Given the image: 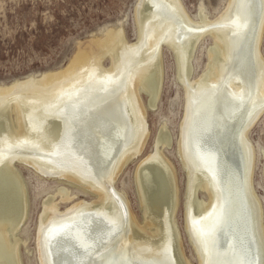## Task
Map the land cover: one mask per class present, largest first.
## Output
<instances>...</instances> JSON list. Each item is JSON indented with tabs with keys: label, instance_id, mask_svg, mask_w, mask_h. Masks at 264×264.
<instances>
[{
	"label": "bare ground",
	"instance_id": "1",
	"mask_svg": "<svg viewBox=\"0 0 264 264\" xmlns=\"http://www.w3.org/2000/svg\"><path fill=\"white\" fill-rule=\"evenodd\" d=\"M235 1L237 0H231L227 11L218 19L221 22L212 23L213 29L211 27L212 30L208 32L214 36L215 44L210 50L209 72L193 82L188 80L187 74V69H190V52L183 48L179 40L184 37L181 28L174 27L170 34L167 32L156 35L146 32L142 27L138 43L127 45L122 31L118 33L109 31L105 41L93 40L92 44L98 47L99 52L111 49L115 45L126 47L128 52L133 51L141 55L150 52L147 56H151V63L157 65L156 82L153 86L147 80H140L136 71L122 74L120 61L118 64L114 62L110 69L100 70L99 74L104 72L103 76L93 77L91 73L97 69L95 62L99 61V57L92 49L89 52L82 51L64 72L45 74L40 79L28 78L9 87H0V109L11 111L15 106L18 118L17 126L12 124V120L11 125L7 123L8 128L13 129L11 130L13 134L11 132V135L4 139L5 143L8 142L6 151L9 154L0 157H6L0 161V171L2 170L0 174L3 175L4 171L7 177L0 188L2 189L0 203L4 199L8 201V204L1 205L4 208L0 209V264H20L17 257L18 241L13 243L11 235L18 232L27 218L26 189L13 163L29 164L43 176L82 184L93 190L98 198L96 202L84 200L74 202L72 201L74 197L67 190H60L62 201L72 202L70 208L61 212L53 198L44 203L38 234L42 263L55 264V260L56 264H63L58 262V258L61 257L62 262L66 261L65 264H84L87 258V264H128L121 258L109 259V253H114L112 245H116L119 257L124 247L122 258L126 261L130 258L135 259L136 254L167 259L161 252L172 242L171 236L167 238V231H170L172 226L170 219L164 215L165 212L157 215V219L156 214L158 209L164 211L170 208L171 215H174L179 204L176 171L160 150V145L171 144L170 133L167 130L159 132L154 151L141 160L136 170L140 204L145 213V221L140 224L131 211L125 192L118 190L115 182L129 161L142 154L144 149L149 132L147 133L148 129L145 131L147 117L143 107L134 106L131 114L133 118L135 116V120H132L133 128L136 130L135 145L130 149L128 147L120 150L127 147L128 139L119 144L115 156L109 162L90 170L80 168L78 164H81V160L85 162L84 158L90 154L92 115L87 113L83 106L70 108L77 99L86 96L91 98L93 91L89 90L88 95L83 96L81 95L83 89H91L98 84L107 88L110 93L116 92L119 87L120 91L125 92L129 88L130 97L134 98L137 96L138 84H142L150 90V103L154 104L161 92L159 78L162 75V67L158 63V58L161 56L162 43L173 47L178 77L186 91V113L178 148L187 180L184 205L186 229L197 252L199 263L221 264L217 260L218 257L213 259L212 253L216 250L214 254L217 252L220 254L227 250V256L243 257L239 261L240 264H264V224L260 223L263 214L262 204L254 189L256 154L249 140L250 130L264 113V66L255 65L260 58L257 43L264 27V0H240L247 9L244 19L238 21L231 19V9ZM152 6L162 10L167 8L182 10L179 0H142L138 3L137 12L143 14L151 10ZM248 16L253 18L252 22L248 20ZM226 22L228 23L224 24ZM205 27V24L193 22L189 27L193 32L190 36L201 38ZM82 73L86 74L81 75ZM238 80L246 83L242 89ZM229 89L234 92L232 99L237 100L233 105L225 97ZM60 103V108L68 107L67 110L57 112V115L62 117L60 120L72 125L66 119L70 111L78 119L79 124L85 125L86 132L80 139L75 135H69L68 127L63 126L61 132L58 127L59 133L54 134L61 135V138L53 145V142L49 144L43 140L45 134L39 133L43 127L39 125L38 119L41 117L51 122V116L47 111L56 108L55 106ZM45 107H47L45 112L40 113ZM75 112H79L81 116L77 117ZM83 117L86 121L82 120ZM59 144L63 146L56 151ZM106 161L108 160L104 162ZM64 163H69L70 166ZM111 164H114L112 168ZM99 173H102L103 181L98 177ZM166 176L170 195L168 198V190L165 188L166 199L163 197L160 201L157 188L160 184L163 185L164 180L166 182ZM142 178L148 179L146 183L150 195L157 197L152 199L154 206L146 199L144 190L146 186ZM242 187L251 220L252 241L241 244L233 234L229 236V240L232 237L234 246L226 248L227 236L231 231L229 227L218 234L219 239L214 247L209 243L210 238L206 230L215 224L226 208L231 206L227 193L233 198V207L237 204L236 193H239ZM199 191L203 192L204 198H199ZM103 216L104 220L108 219L112 224L98 222V217ZM78 230L85 232L81 235L78 234ZM49 233H53V236ZM80 235L81 237L77 238ZM90 239L91 246H81L79 240L90 242ZM144 240L150 245L144 246L143 242L147 243ZM157 244L164 248L160 249ZM139 245L143 247V253ZM70 248L84 253L79 254L75 260ZM223 258L225 264H231L229 261L232 258L227 260L225 255ZM183 264H189L186 258Z\"/></svg>",
	"mask_w": 264,
	"mask_h": 264
},
{
	"label": "rangeland",
	"instance_id": "2",
	"mask_svg": "<svg viewBox=\"0 0 264 264\" xmlns=\"http://www.w3.org/2000/svg\"><path fill=\"white\" fill-rule=\"evenodd\" d=\"M141 1L0 0V87H9L16 82L26 81L28 78L40 79L45 74L64 72L82 51L89 52L92 49L99 57V61L96 60L95 62L97 69L95 70L92 67V70L94 69L91 73L93 77L103 76L104 72L99 74L100 70L110 69L114 62L118 64V61H120L122 74H130L136 71L140 80H147L153 86L155 85L154 82H156L155 68L157 65L151 63V56H147L150 55V52L141 55L133 51L128 52V48L119 45L99 52L98 47L92 44L93 40L96 42L105 41L109 31L115 33L122 31L127 45L138 43L142 27L145 28L146 32L149 31V33L156 35L166 34L167 32L170 34L174 27H180L184 37L179 40L183 48L190 52V69H187L188 80L193 82L208 73L210 50L215 44L214 36L208 31L213 29L212 23L217 22L222 14L227 11L231 0H179L182 10H169L168 8L162 10L159 7L152 6L151 10L140 14L137 12V7ZM246 9L243 2L240 0L235 1L231 9V19L235 21L244 19ZM247 18L252 22L253 18L251 16ZM193 22L206 25L201 38H192L190 36L193 32L189 27ZM257 50L260 58L255 62V65L260 67L262 64L264 66V27L257 43ZM174 54L173 47L167 43L161 44V56L158 58V63L162 67V75L159 78L161 92L154 104L150 103V90L142 84H138L135 98L130 97L129 88L125 92V90L120 91L121 87H119L120 89L112 92L114 93L112 94L107 88L98 84L91 89H83V94H81L83 96L88 95L89 90L93 91L91 98L82 97L73 101L70 106V108L83 106V109L92 115L90 154L84 158L85 162L81 160V164H78L80 168L89 170L97 169L100 165L109 162L115 156L116 150L120 146L119 144L126 142L128 139L127 147L120 150L128 147L130 149V147L132 148L135 145L136 130H134L132 123V120H135V116L133 118L131 114L134 106L143 107L147 117L145 131L148 129L147 133L149 132L144 149L141 152L142 154L129 161L122 172L118 174L119 176H117L115 182V187L125 192L131 211L140 224L145 221V213L140 204L136 170L141 160L154 151L159 132L167 130L171 135V144L160 145V150L176 171L179 204L174 215H171L170 208L164 211L158 209L156 214L157 219V215L165 212L164 215L170 219L172 226L171 230L167 231V238L171 236L172 242L169 246L167 245L168 248L165 247V250L161 252L167 259L136 254L137 257L135 259L130 258L126 261V259L122 258L124 247H122L123 252L121 257H119L116 245H112L114 253H109L110 260L121 258L128 264H139L140 262L147 264H183V260L186 258L189 264H200L195 247L187 233L184 215L187 180L179 154L178 141L181 136V127L185 118L187 102L185 86L178 77L177 62ZM85 74L82 73L81 75ZM238 84L240 89L246 85L242 80H238ZM233 95L234 92L231 89L225 93V97L232 105L237 101L232 99ZM65 100L67 102L68 98L66 97ZM61 103L51 111H47L51 116V122L41 117L38 119L39 125L43 127L42 130H39V133L44 132L45 134L43 135V140L48 141L49 144L53 142V145L61 138V135L54 134L59 133L58 127H60V132L63 126L68 127L67 133L80 139L86 132L85 125L79 124L78 119L70 111L66 115V119L72 125H67V123L60 120L62 117L58 116L57 112L68 109V107L60 108ZM47 107L43 108L40 113L45 112ZM75 114L77 117L81 116L79 112H75ZM11 120L12 124L18 125L16 107L13 106L11 111L9 109H0V157L9 154L6 151L8 142L5 143L4 139L11 135V130H13L7 126L8 122L11 125ZM82 120L86 121L84 117ZM51 124L53 126H50ZM48 126L53 130L47 128ZM249 140L254 146L256 154L254 189L262 204L263 214L260 223L264 224V113L257 119L250 130ZM57 146L56 151L61 149L63 144ZM118 152L120 153L121 151ZM5 158H0V161ZM105 160L108 161L104 162ZM13 165H15L14 169L19 172L24 183L28 207L25 222L15 235H11L13 243L18 241V262L20 264H44L42 263V254L38 248V234L41 216L44 212V203L48 199L53 198L61 212L70 208L72 202L62 201L60 190H67L74 197V200H72L74 202L80 200L96 202L98 198L93 193V190L82 184L69 182L67 179L43 176L41 172L29 164L13 163ZM64 165L70 166L69 163H64ZM113 165L111 164V168ZM113 169L115 170V167ZM67 172L73 173V171ZM0 173L2 174V170ZM1 174L0 188L7 179L4 171L3 175L5 176ZM98 177L103 181L102 173H99ZM165 178L166 182L164 180V183L166 185L163 183L157 188L160 201L163 197L166 199L165 188L168 190V198L170 195L167 176ZM147 180H143L146 186L144 188L146 190V199L153 205L154 200L152 199L157 197L150 195V190L146 183ZM1 193L2 189H0V198H2ZM163 193H165V196ZM198 196L201 199L205 197L202 191L198 192ZM160 201L159 203H161ZM6 203L8 204L7 199L2 200L0 209H3L4 207L2 208V206L6 205ZM88 215L90 216L91 214ZM100 221L105 225L108 222L112 224V221L104 220V216L102 218L98 217V222ZM84 232V230H78V234L82 235ZM49 234L52 235L53 233ZM81 235L77 238L81 237ZM79 241L81 246H91L92 242L91 239L90 242L86 240ZM143 244L144 246L150 245L148 242H143ZM156 246H159L160 249L164 248V246L158 244ZM140 250L143 253V247L140 246ZM70 251L73 252L75 260L79 254L84 253L81 251L76 252L72 248H70ZM146 257L148 262H146ZM102 259L103 257L100 260ZM87 260L84 264H87ZM54 262L56 264L55 260ZM58 262L66 263V261H61V257L58 258Z\"/></svg>",
	"mask_w": 264,
	"mask_h": 264
},
{
	"label": "water",
	"instance_id": "3",
	"mask_svg": "<svg viewBox=\"0 0 264 264\" xmlns=\"http://www.w3.org/2000/svg\"><path fill=\"white\" fill-rule=\"evenodd\" d=\"M242 190H243V187L239 191V193H236L237 204H235L233 207H232L233 198L229 193H227V195L229 197V202L231 203V206L229 208H226V211L222 214V216L217 218L215 224H213L211 227H208L206 230V234L210 238L209 243H211V245H213L214 247L217 243V240L219 239L218 234L220 232H223V229L229 228V227L231 228V231L227 236L228 244H225L226 248L234 246V240L231 239L232 237L229 240V236L233 235V234H235L237 236V238L241 244L242 243L244 244L245 242L248 243V242L252 241L251 220L249 218V211L247 208L246 198L243 194L244 191H242ZM246 251H247V249H245V252ZM215 252H216V250L213 251L212 257H213V259H216L218 257L217 260H219V263H221V264L224 263V261H223L224 255L227 257V260L232 258V260L229 261L231 264H240L239 261L243 259V257L242 258L241 257L240 258H234L231 256H227V250L223 253H220V254L218 252H217V254H214Z\"/></svg>",
	"mask_w": 264,
	"mask_h": 264
}]
</instances>
